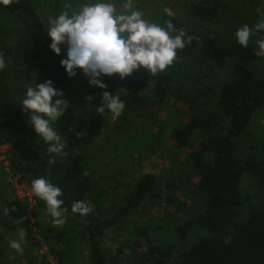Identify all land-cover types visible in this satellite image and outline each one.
I'll use <instances>...</instances> for the list:
<instances>
[{"label":"trees","instance_id":"trees-1","mask_svg":"<svg viewBox=\"0 0 264 264\" xmlns=\"http://www.w3.org/2000/svg\"><path fill=\"white\" fill-rule=\"evenodd\" d=\"M43 1L47 0L0 5V55L6 61L0 70V149L11 144L13 151L7 156L22 181L31 185L42 176L61 188L60 199L67 209L64 218L83 225L89 264H264V134L252 139L248 131L264 106V58L254 55L255 37L242 47L233 35L244 24L251 27L258 21L261 0H189L182 12L152 15L151 23L163 25L171 20L176 28L192 35L191 45L177 50L173 65L153 76L151 87L143 68L124 79L118 74L104 76L106 88L90 86L93 99L88 108L85 103L77 106L74 80L61 67L66 50L60 46L61 53L56 55L49 48L48 21L37 9ZM223 61L231 67L216 85V64ZM29 70L36 76H30ZM46 80L69 103L53 124L65 142L66 155L56 156L52 163L47 145L19 105L28 87ZM105 91L125 102L124 111L113 121L114 128L137 134L155 124L160 142L164 130L171 128L173 162L164 171L166 198L161 181L154 173H146L135 179L120 205L103 206L106 191L100 192L101 186L89 173L86 150L111 115L98 113L94 106ZM163 110L181 115L183 121L162 122ZM138 120L141 123H135ZM181 153L184 158L178 160ZM246 175L253 178L258 201L244 214L243 208L251 200L241 191ZM6 191L0 185V245L14 228ZM183 198H202V211L184 217ZM81 200L90 208L84 216L71 212L72 203ZM161 203L167 220L140 224L128 252L120 249L111 254L104 244L107 233L121 229L140 207L153 209ZM5 206L9 215L4 214ZM37 210H45L44 201L38 198L35 218ZM21 217H27L24 207ZM196 226L207 235L187 244ZM48 255L65 264L64 248L49 246ZM40 264L51 263L46 257Z\"/></svg>","mask_w":264,"mask_h":264},{"label":"clouds","instance_id":"clouds-1","mask_svg":"<svg viewBox=\"0 0 264 264\" xmlns=\"http://www.w3.org/2000/svg\"><path fill=\"white\" fill-rule=\"evenodd\" d=\"M13 2L0 0V5L7 6ZM261 3L264 4V0ZM71 7L65 5L64 10L48 19L49 48L60 55V46L66 44L65 58L60 61L66 74L74 77L78 69L82 70L89 85L100 89L106 88L104 76L118 74L120 79H124L140 68L151 76L164 72L176 60L177 50L191 45L194 39L184 29L176 28L171 20H165L163 25L148 22L143 18L145 13L133 7V0H118L117 3L112 0H82L76 10H71ZM163 11L167 16L173 15L168 8ZM257 13L259 19L254 25L244 24L233 35L242 47H247L255 37L254 55L264 58V7H258ZM5 66L6 61L0 55V70ZM62 97V91L57 90L51 80H46L28 87L19 103L28 115V123L47 145L46 152L52 157L50 163L55 162L56 156L66 155L65 142L53 126L69 107ZM87 99L91 103L93 98ZM94 106L98 113L107 111L116 118L124 111L125 102L118 95L105 91ZM31 194L44 201L45 214L54 225L65 223L67 209L60 199V187L41 176L31 181ZM71 212L84 216L90 208L85 201H75ZM4 214L9 215L6 206ZM26 236L25 229L20 227L16 238L9 240V247L23 253Z\"/></svg>","mask_w":264,"mask_h":264},{"label":"rangeland","instance_id":"rangeland-1","mask_svg":"<svg viewBox=\"0 0 264 264\" xmlns=\"http://www.w3.org/2000/svg\"><path fill=\"white\" fill-rule=\"evenodd\" d=\"M188 1L133 0V7L143 11L145 13L143 18L151 23L152 15L164 12L165 8L182 12ZM81 2L82 0H47L40 3L37 9L41 13L42 18L48 21L50 17H54L59 11L64 10L65 5H71V10H76ZM112 2L117 3L118 0H112ZM262 7H264V4H262ZM11 25L15 29V25ZM61 46L66 50V44ZM230 67V62H218L216 64L218 78L213 83L218 85L226 76ZM144 71L148 79V85L151 87L153 76L145 69ZM31 74L36 76L34 70H29V75L31 76ZM72 79L75 84L74 91L77 106L85 103V107L88 108L90 103L87 98L92 97L88 79L83 75L82 70L79 69L77 70V75L72 77ZM175 118L178 120L182 118L183 121V117L181 115L178 116L175 112L168 110L160 112L162 122L166 121L169 124L172 121L171 123L174 124ZM114 119L110 115L105 128L86 150L89 173L99 184V187L101 186L100 192L106 191V195L102 197L103 206L120 205L123 197L133 187L135 179L146 173H154L161 181L164 198H166L167 190L164 186V171H167V167L172 161L171 157H173V152L171 151V128L164 130L160 142L155 136L157 125L153 124L148 131L142 132L139 129V133L135 134V130H131L130 133L126 134L122 130L114 128ZM135 123L139 124L141 121L138 120ZM173 124L171 127L174 126ZM248 131L252 139L262 138L264 134V106L252 119ZM6 152L7 155L10 153V151ZM176 158L182 160L184 154H178ZM0 185L7 190V206L12 213L14 227L10 232L8 230L5 240L0 245L3 264H40L41 260L48 256L49 246L64 248L66 253L65 264H89V246L82 234L83 225L81 222H71L70 218H64L65 223L63 225H54L51 222V218L46 216L45 210H37L36 224L38 235H36L29 228L27 217L22 219L21 211L23 205L19 203L15 193L10 188L7 176L1 168ZM241 191L245 196L251 197V200L243 208V213L246 214L251 205L256 204L258 201L251 176H244L241 183ZM183 201L186 202V208L182 211L184 217H194L203 209L202 198H183ZM160 219L163 221L167 220L164 203L153 209L147 205L142 206L125 220L121 229L110 230L105 237L104 244L111 254L120 252V249L128 252L127 247L136 239L138 226L144 222ZM17 220H20L21 223L19 224ZM20 227L24 228L27 233V241L24 245L23 253H17L9 247V240L16 238ZM193 229L194 231L190 234L187 244H193L199 236L207 235L206 230H202V228L196 226ZM53 264L57 263L53 260Z\"/></svg>","mask_w":264,"mask_h":264},{"label":"built area","instance_id":"built-area-1","mask_svg":"<svg viewBox=\"0 0 264 264\" xmlns=\"http://www.w3.org/2000/svg\"><path fill=\"white\" fill-rule=\"evenodd\" d=\"M0 168L6 174L9 186L15 193L16 198L25 208L30 230L38 235L36 218L34 216L37 197L31 194V185L28 182L22 181L21 175L12 170L7 152L2 149H0ZM47 260L53 264L54 259L51 256L48 255ZM54 261L57 263L56 260Z\"/></svg>","mask_w":264,"mask_h":264},{"label":"crops","instance_id":"crops-1","mask_svg":"<svg viewBox=\"0 0 264 264\" xmlns=\"http://www.w3.org/2000/svg\"><path fill=\"white\" fill-rule=\"evenodd\" d=\"M1 149H2L3 151H11V152L13 151V148H12V146H11L10 143L3 145V146L1 147Z\"/></svg>","mask_w":264,"mask_h":264}]
</instances>
